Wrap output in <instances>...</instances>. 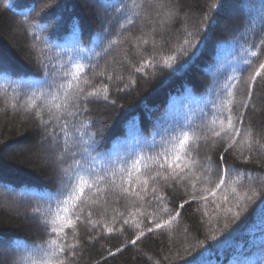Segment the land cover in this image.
I'll return each mask as SVG.
<instances>
[{
  "label": "trees",
  "instance_id": "trees-1",
  "mask_svg": "<svg viewBox=\"0 0 264 264\" xmlns=\"http://www.w3.org/2000/svg\"><path fill=\"white\" fill-rule=\"evenodd\" d=\"M160 2L108 0L112 5L108 7L98 0H59L58 7L49 8L57 0H8L12 7L6 8L0 0V56L4 58L5 67L15 73L0 78V174L14 182V190L0 187V233L6 238L28 244L57 239L42 235L46 230L31 216L37 205L42 211L46 206L35 193L57 188L58 175H53L56 166L52 163L57 153L52 152L50 144H38L36 120L19 108L11 107L12 103H26L33 92L39 95V89L29 90L27 84L21 86L17 82L19 79L67 83L64 73L74 71V65L80 64L84 69L81 79L91 81V87L81 84L86 91L107 84L109 102L99 100L89 104L91 114L86 118L94 122L91 131H104L103 151L121 157L154 156L162 150L159 145L165 130H172L169 132L172 137L183 132L190 136L193 132L210 135L206 125L213 119L223 118L218 115V108H213V102L219 106L221 100L226 99L222 86L234 82L233 78H239L236 99L241 98L239 89L244 88L243 80L251 72L245 61L251 52L259 54L258 60L253 59V66L264 61V51L252 47L254 37L256 43L264 38V0H182L179 16L163 28L158 23L161 17L151 6ZM133 3L143 7L133 8ZM230 3L235 6V14L227 17L225 10ZM122 5H128L123 12L120 11ZM135 12L140 13V18L134 25H128L126 17H132ZM72 18L80 21L78 36L72 32ZM153 22L157 27L155 47ZM201 26L203 30L197 34ZM161 31L169 39L165 47H160ZM186 32L194 33L199 53L187 63H184L187 57L179 56L175 71L166 68L160 57L179 55L173 46H182ZM145 38L149 40L148 45L140 43ZM112 40L120 42L109 48ZM185 51L191 56L195 50L186 48ZM153 56L154 62H158L155 67L145 68L142 73L134 71L132 66L139 67L143 60ZM181 64L183 66L179 67ZM105 70V76L96 75ZM107 74L112 75L111 81L106 79ZM120 76L124 77L123 81L117 79ZM129 79L136 83L130 85ZM117 88L125 90L117 94ZM112 100L114 105L110 103ZM253 106L255 113L250 111L249 117L259 126L264 122V89L255 90ZM153 142L157 147H150ZM235 153L238 149L226 155V163L237 172L226 177L227 182L216 190L215 196L211 192L219 177L213 173L209 182L197 184L196 195L206 196V202L198 200L186 205L171 227L146 235L135 246L129 245L104 264H193V257L198 254L202 264H264V216L253 211L255 202L248 205L247 213L238 221H233L226 213L236 202L232 188L243 195L249 184L248 178L241 180L239 173L264 178V155L255 150L245 164L243 157ZM244 155L248 153L245 151ZM253 186L259 188V180ZM225 196L228 203L224 202ZM113 200L109 196L107 205L101 201L93 208L94 219H101L106 207L104 220L110 223L112 209L127 215L128 208L133 207L128 200L122 199L119 203ZM168 207L175 210L174 204L168 203ZM145 210L157 217L162 215L155 203L141 209ZM141 219L138 217L137 222ZM144 224L147 221L143 222L141 230ZM225 224L229 225L228 229L224 228ZM78 228L83 237L86 228L83 225ZM137 234L135 229L125 227L123 233L101 235L86 246L90 251L83 252L79 264H96L102 256H107L106 249L114 250ZM68 235L71 236L70 231ZM92 235L97 232L93 231Z\"/></svg>",
  "mask_w": 264,
  "mask_h": 264
},
{
  "label": "snow or ice",
  "instance_id": "snow-or-ice-1",
  "mask_svg": "<svg viewBox=\"0 0 264 264\" xmlns=\"http://www.w3.org/2000/svg\"><path fill=\"white\" fill-rule=\"evenodd\" d=\"M98 2L108 7L112 6L108 0H98ZM3 3L6 8L12 7L8 0H3ZM149 3L151 4V0ZM58 6L59 0L55 5L48 7ZM151 6L156 9L157 16L161 17L158 23L163 28L165 24L179 16L183 4L182 0H167V2L161 0L159 4ZM125 7L128 5H122L120 11L123 12ZM132 7H143V5L133 3ZM20 14L27 15L26 12ZM139 18L140 13L135 12L132 17H126L127 24L134 25ZM70 23L73 34L78 36L79 19L72 18ZM111 23L109 19L108 24ZM155 24L156 22H153L151 28L154 47L157 34ZM101 27H104L103 23ZM202 30L203 26L197 29V34ZM159 35L160 47L167 46L168 37L163 31ZM186 37L182 46H173L179 55L160 57L166 68L175 71L179 56L187 57L188 59L184 61L187 63L199 53L198 43H194V33L186 32ZM119 42L110 41L109 48ZM140 43L148 45L149 40L145 38ZM252 47L264 51V38L256 43L254 37ZM186 48L195 51L189 56L185 51ZM245 52L248 54L249 50L246 49ZM253 59H259L257 52H251L245 61L251 72L243 80L244 88L239 89L241 97L239 100L236 99L239 78H233L234 82L222 86L226 99L221 100L219 106L213 102V108H218V115L223 118L218 121L213 119L206 125V132L210 135L201 136L193 132L190 136L188 132H183L179 136L172 137L169 135L172 130H165V137L159 145L162 150L150 157L133 155L121 157L103 151L104 131H91L94 122L86 117L91 114L89 104L99 100L109 102V87L104 84L99 89L86 91L81 84L91 87V81L81 79L84 74L82 65L76 64L74 71L64 73L67 83H49L47 80L26 82L23 78L19 79L17 82L21 86L27 84L29 90L33 87L39 89V95L33 92L26 103L19 105L12 103L11 107L19 108L32 116L38 122V144H50L52 152L57 153L52 158V163L56 166L53 175H58L57 188L35 193L46 202V206L42 211L37 205L32 210L31 216L37 220L39 227L46 230L42 235L56 236L57 239L28 244L23 240L6 238L0 233V257H7L6 261L0 260V264H79L83 252L90 251L86 246L97 241L101 235L123 233L125 227L135 229L138 234L134 239L126 241L114 250L106 249L107 256H102L100 261L96 262V264H104L105 260L115 257L129 245L135 246L137 241L146 235L171 227L180 218L181 211L186 205L198 200L206 202V196L196 195L197 184L209 182V176L213 173L219 177V182L211 192V195L215 196L216 190L221 189L227 182L226 177L237 172L234 166L226 163L228 153L238 149V153L235 154L242 156L245 164L251 160L255 150H259L264 155V122L257 126L249 117L250 111L255 113L253 106L255 90L258 87L264 89L261 83L264 82V61H260L258 66H253ZM154 61L153 56L143 60L139 67H132L135 72L142 73L145 68L155 67L158 62ZM105 72L106 70L96 75L105 76ZM14 74L11 68L5 67L4 58L0 56V78H8ZM106 79L111 81L113 77L107 74ZM117 79L123 81L124 77L120 76ZM135 83V80L129 79L130 85ZM127 87L128 85H125V88ZM124 90L117 88L116 92L118 94ZM110 103L114 105L115 101L112 100ZM217 128L219 130H216ZM150 147L155 148L157 145L153 142ZM245 151L248 153L246 156ZM69 160H71L70 164ZM64 165L68 166L64 167ZM239 177L241 180L248 178L247 190L241 195L236 188H232L236 202L234 207L227 208L226 213L233 221H238L247 213L248 205L255 202L253 211H259L264 216V178L252 177L247 172L239 173ZM257 180H259V188L253 186ZM0 187L14 190V182L0 174ZM109 196L114 198V203H119L122 199L128 200L133 207L128 208L127 215L112 209L110 223L104 220L107 216L106 207L101 219H94L93 208L98 207L101 201L107 205ZM184 196H187V199H184ZM224 202L228 203L227 196L224 197ZM153 203L158 206L161 217L147 210L141 211L142 208L151 207ZM168 203L174 204L175 210L170 209ZM136 204L139 207H135ZM204 215L207 216L208 213L205 212ZM138 217L142 218L140 222H137ZM144 221H147V224H144L141 230ZM78 225H83L87 230L83 237ZM224 228L228 229L229 225L225 224ZM69 231L71 236L68 235ZM93 231H96L97 235L93 236ZM212 239L215 240L216 237L213 236ZM193 264H202L199 254L193 257Z\"/></svg>",
  "mask_w": 264,
  "mask_h": 264
},
{
  "label": "rangeland",
  "instance_id": "rangeland-1",
  "mask_svg": "<svg viewBox=\"0 0 264 264\" xmlns=\"http://www.w3.org/2000/svg\"><path fill=\"white\" fill-rule=\"evenodd\" d=\"M235 6L233 4H229L227 7H226V10H225V16L227 17H231L233 14H235ZM7 257L5 256L4 257V260L6 259Z\"/></svg>",
  "mask_w": 264,
  "mask_h": 264
}]
</instances>
